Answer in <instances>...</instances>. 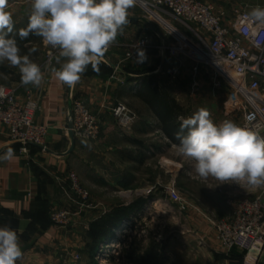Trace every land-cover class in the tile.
I'll list each match as a JSON object with an SVG mask.
<instances>
[{
  "label": "crops",
  "instance_id": "0c3cea01",
  "mask_svg": "<svg viewBox=\"0 0 264 264\" xmlns=\"http://www.w3.org/2000/svg\"><path fill=\"white\" fill-rule=\"evenodd\" d=\"M206 2L213 5L217 11L226 12V24L234 21L236 10L251 13L254 7L264 5V0H206ZM23 6L28 7L23 14L26 27L31 12V0H27ZM136 8L140 7L135 5L129 9L128 19L137 20L129 21L122 33L117 36L115 43L99 64V70L94 71L89 65L80 82L74 87L69 88L63 84L52 71L65 62L63 57L58 58L59 63L57 59L50 69L41 68L44 78L38 88L31 84L27 86L21 84L20 74L17 72L5 77V84L17 89L20 100H24L29 93L34 95L39 104L34 120L37 124L49 128L45 145L41 146L43 148L31 145L28 154H24L21 152V145L10 140L8 130L0 127V155L8 148L14 150L10 159H0V227L9 226L16 230L20 237L23 256L17 264H86L88 258L84 253L87 244L84 241L85 237L79 240L72 230L55 228L50 219L51 215L57 210H67L72 214L77 212L83 215L82 219H85L84 226H87V229L94 221L110 212L111 208L96 203L95 208L87 209L72 191L70 175L78 173L83 160L89 169L95 170L94 163L98 162L94 161L93 157L98 150H103L102 174L100 176L97 171L95 173L101 180H108L112 189L124 191L126 181H135L136 174L123 172L120 163L135 164L136 157L132 150L142 145L141 141L136 139L151 133L146 125L151 124L149 119L153 117L154 112L142 97L149 83H152L149 82L150 79L154 81L152 85L159 84L163 87L179 106V102H182V107L184 99L175 97L179 93L176 89L188 93L195 85L205 84L204 74L208 70L206 66L200 65L198 73H192L195 76L189 79L187 75L192 71L193 64L184 57L173 58L159 48L164 43L173 41L169 31L177 30L187 35L188 29L174 17L166 16L160 19L153 14L152 18L158 20L164 28L161 29L151 20L135 14ZM145 38L151 43V46L144 50L146 58L127 60L126 53L130 47ZM166 69H179L181 76L177 79L170 77L166 81L164 78ZM15 74H18V78ZM77 100L83 101L87 108L100 118L101 138L99 137L97 143H83L76 139L73 147L69 127L72 106ZM128 100H132L139 112V121L133 130L136 137H130L133 139H129V142L108 141L109 136L112 140L116 139V136L120 138V135H117L118 127L111 115V108L118 102ZM167 139L170 147L177 148L169 138ZM106 150H110V157L105 158ZM114 157L117 158L118 167L110 170L108 166ZM94 180L96 179L93 177ZM244 186L235 192L242 197H253L255 188L247 184ZM257 190L255 197H263L264 192ZM217 245L218 250H221L219 252H222L220 243L217 242ZM219 252L211 256L212 263L239 264L232 254L223 256V253ZM76 256L81 257L80 261L76 260Z\"/></svg>",
  "mask_w": 264,
  "mask_h": 264
},
{
  "label": "rangeland",
  "instance_id": "374dc122",
  "mask_svg": "<svg viewBox=\"0 0 264 264\" xmlns=\"http://www.w3.org/2000/svg\"><path fill=\"white\" fill-rule=\"evenodd\" d=\"M25 2L27 0H9V10L13 13L16 30L23 28L25 25L23 14L28 9L27 6H23ZM260 7H264V5ZM136 9V13H134L138 14L139 17L147 18L152 23L160 26L161 29L163 28L160 25L161 23L152 18L144 9ZM162 17L166 18V15H162ZM188 31L189 36L194 38L191 31ZM12 35H16L15 30ZM26 47L28 52L23 53L21 51V54H28L30 49H36L31 53L30 59L43 68L47 48L42 40ZM207 69L204 74L206 81L203 86L201 83L195 85L194 89L190 88L189 94L180 92L178 88L176 92H179V95L173 93L177 99H184L183 107L181 106L182 102H179L180 107L183 109L181 117H188L199 108H206L211 113L212 119L217 123L223 120L241 123L243 113L239 110L235 111V107L231 105L230 101L233 92L232 86L223 78H219L215 71L210 68ZM14 72L19 74V70L10 67L6 61L0 64V84L6 85L5 77L10 73L13 75ZM192 73L197 72L190 71L187 75L189 79L194 75ZM164 78L167 81V78L170 77L165 75ZM123 102L139 115L132 100ZM152 116L149 119L151 124L146 125L151 133L136 139L140 140L142 145L137 146L136 150H132L136 157L135 164L132 161V164L120 163V169L123 172L136 174L135 181H126L124 191L120 192L115 188L112 189L109 187L108 180H101L95 173L97 171L98 175L101 176L102 174L103 150H98L96 156L93 157L94 161L98 162L97 164L94 163L96 165L95 170L89 169L83 160V163L79 165L77 176L83 187L89 192L91 202L94 204L93 208H95L96 203H99L109 206L112 212L121 202L124 203L121 205L129 206L138 197L145 199L153 197L140 213L133 215L123 225L122 229L116 231V235L122 241L129 242L128 236L129 238L137 236L144 241L145 245H148L153 239L162 246L163 253L168 257V264H214L211 262V256L213 257L221 251L218 250L219 246L217 245V225L231 220L234 208L238 203L246 199H256L255 195L258 190L254 189L253 197H242L235 190H239L240 187L244 188L245 183L243 182L239 184H221L218 180L212 178L207 180L199 178L192 169V162L181 157L177 148L169 146V140L162 133L158 119L155 114ZM115 124L117 125L116 121ZM117 131L120 138L116 136V139L112 140L109 136L108 141L129 142V139H133L130 137H136L134 131L131 134H124L119 127ZM99 137L97 140L83 141V143H97L100 140ZM109 151L106 150L104 153L105 158L110 157ZM116 159V157L111 159V164L108 166L110 170L117 169L118 162ZM93 177L96 180L93 181ZM110 184L112 185L111 182ZM119 193H123V195L121 196ZM73 214L74 220L68 230L76 233L79 240L85 237L84 241L87 246L90 226L87 229V226H84L85 219H82L83 215L77 212ZM71 235L74 234L71 233ZM116 243L115 247H112L114 249L107 248L103 252L106 258L99 260L100 264H125L122 255H119L121 254L120 242L116 241ZM85 251L84 253L87 254ZM233 251L228 252L222 248V252L219 253H223L224 256L232 254ZM111 256L113 258L110 259ZM80 259L78 260L80 261ZM88 263L89 260L86 264Z\"/></svg>",
  "mask_w": 264,
  "mask_h": 264
},
{
  "label": "built area",
  "instance_id": "2783aa9c",
  "mask_svg": "<svg viewBox=\"0 0 264 264\" xmlns=\"http://www.w3.org/2000/svg\"><path fill=\"white\" fill-rule=\"evenodd\" d=\"M136 6L160 19L162 15L174 17L191 31L194 38L177 30L169 31L173 41L159 48L173 58L190 61L193 72L198 73L200 65L215 71L233 88L231 105L243 113L242 122L237 124L264 135V23L254 20L248 11L238 9L234 21L226 24V12L217 11L206 0H136ZM150 46L147 38L138 41L130 47L126 59L138 58L139 50ZM46 48L43 68L50 69L60 58L59 51ZM164 72L173 79L181 76L179 69ZM38 108L32 93L20 100L16 88L0 84V127L8 130V137L21 145L24 154H28L31 145L44 146L49 135V128L34 120ZM111 113L124 134H131L139 121L138 114L124 102L114 105ZM70 125L77 140L94 141L101 133L100 118L83 101L73 103ZM70 180L72 191L87 209H92L90 194L77 174L72 173ZM254 188L264 192V186ZM73 220L74 214L67 210H57L51 215L52 224L58 229L68 230ZM217 228V240L223 249L243 254V264H264V196L238 203L231 220L218 224ZM103 258L106 256L100 252L99 260Z\"/></svg>",
  "mask_w": 264,
  "mask_h": 264
},
{
  "label": "clouds",
  "instance_id": "9594fccd",
  "mask_svg": "<svg viewBox=\"0 0 264 264\" xmlns=\"http://www.w3.org/2000/svg\"><path fill=\"white\" fill-rule=\"evenodd\" d=\"M135 5L136 0H31L28 23L16 30L9 0H0V64L6 61L19 70L21 84L38 88L44 74L40 65L30 59L36 49L22 55L12 34L15 30L20 40L34 35L65 58L52 71L59 81L72 88L89 65L94 71L99 70L105 53L129 23V9ZM250 15L264 23V7H254ZM138 55L141 60L146 58L143 50ZM178 119V154L192 162L199 178H212L221 184L264 186V135L231 120L217 123L206 108ZM13 154L14 150L8 148L0 159L8 160ZM22 256L17 231L9 226L0 227V264H17Z\"/></svg>",
  "mask_w": 264,
  "mask_h": 264
},
{
  "label": "trees",
  "instance_id": "16d2710c",
  "mask_svg": "<svg viewBox=\"0 0 264 264\" xmlns=\"http://www.w3.org/2000/svg\"><path fill=\"white\" fill-rule=\"evenodd\" d=\"M15 37L23 53L28 52L27 45L41 40V38L34 35H30L26 40H20L18 35H15ZM149 82L153 83L154 81L150 79ZM152 83H149L142 97L158 119L163 134L175 145H178L179 141L176 140L175 133L180 130L178 117L182 116L183 109L163 87L159 84L152 85ZM152 198H139L129 206L120 205L90 225L89 241L85 251L87 252L85 255L89 260L88 264H100V249L103 247L101 250L104 251L107 249L106 247L116 241L120 242L121 254L119 255H122L125 264H168V257L163 253L162 246L157 241L151 239L152 241L145 245L141 238L137 236L129 238L128 236L127 238L130 241L124 242L116 235V231L122 229L123 225L133 215L140 213ZM232 255L237 258L239 264H243V254L234 250Z\"/></svg>",
  "mask_w": 264,
  "mask_h": 264
},
{
  "label": "water",
  "instance_id": "95a60500",
  "mask_svg": "<svg viewBox=\"0 0 264 264\" xmlns=\"http://www.w3.org/2000/svg\"><path fill=\"white\" fill-rule=\"evenodd\" d=\"M133 21V20H137V19H129V21ZM143 20V19H142ZM72 100V99H71ZM69 130H70V137H71V139H72V144H73V147H74V145H75V143H76V138H75V136H74V134H73V132H72V126L70 125V127H69ZM34 146H37V145H34ZM37 147H40V148H43V147H41V146H37Z\"/></svg>",
  "mask_w": 264,
  "mask_h": 264
},
{
  "label": "bare ground",
  "instance_id": "6f19581e",
  "mask_svg": "<svg viewBox=\"0 0 264 264\" xmlns=\"http://www.w3.org/2000/svg\"><path fill=\"white\" fill-rule=\"evenodd\" d=\"M115 243H116V242H115ZM115 243H114V242L111 243V244H110L108 247H106V248H109V249H110V248H112V247H115V245L117 244V243H116V244H115ZM105 250H107V249H105ZM105 250H104V251H105ZM104 251H102V252H104Z\"/></svg>",
  "mask_w": 264,
  "mask_h": 264
}]
</instances>
